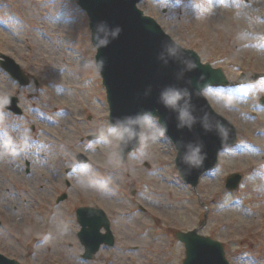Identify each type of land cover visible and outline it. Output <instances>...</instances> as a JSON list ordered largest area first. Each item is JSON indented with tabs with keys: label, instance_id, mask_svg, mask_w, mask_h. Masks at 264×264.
<instances>
[{
	"label": "rangeland",
	"instance_id": "obj_1",
	"mask_svg": "<svg viewBox=\"0 0 264 264\" xmlns=\"http://www.w3.org/2000/svg\"><path fill=\"white\" fill-rule=\"evenodd\" d=\"M138 6L224 70L230 84L204 94L237 129L235 145L194 188L180 177L177 150L159 122L154 143L120 160L86 12L77 0H0V52L29 78L21 85L0 66V253L19 264H182L185 246L175 232L197 229L221 241L232 264H264V0ZM54 73L72 81L73 97ZM8 95L19 98L23 114L4 108ZM235 172L243 178L229 190ZM79 206L103 208L111 220L115 243L92 259L82 256Z\"/></svg>",
	"mask_w": 264,
	"mask_h": 264
},
{
	"label": "water",
	"instance_id": "obj_2",
	"mask_svg": "<svg viewBox=\"0 0 264 264\" xmlns=\"http://www.w3.org/2000/svg\"><path fill=\"white\" fill-rule=\"evenodd\" d=\"M141 0H77L90 19L91 39L97 49L96 65L106 87L111 109V124L119 127L118 119L151 113L177 149L176 164L180 176L196 187L199 178L218 163L221 150L232 147L237 140V129L210 104L203 90L207 87L225 86L230 83L221 67L202 62L199 54L177 43L156 19L145 15L138 7ZM0 64L22 84L28 83L18 63L0 54ZM194 65V67H190ZM182 90L181 107L187 108L194 118L191 127H178L179 112L165 107L161 93L169 88ZM18 97L5 98L7 109L22 113ZM264 105V96L260 99ZM133 129L140 131L139 126ZM95 136H90V138ZM189 143L203 145L205 158L198 168H189L182 162ZM139 145L138 137H125L120 143L121 159ZM81 161L85 158L81 156ZM242 179L240 173L227 178L226 187L234 190ZM132 192L135 188L131 186ZM66 198V194L59 200ZM79 232L85 246L83 257L92 259L101 244H114L110 220L99 208L89 206L77 209ZM105 228L106 232H102ZM185 243L183 264H230L221 242L200 234L196 229L175 233ZM0 264H18L0 253Z\"/></svg>",
	"mask_w": 264,
	"mask_h": 264
},
{
	"label": "clouds",
	"instance_id": "obj_3",
	"mask_svg": "<svg viewBox=\"0 0 264 264\" xmlns=\"http://www.w3.org/2000/svg\"><path fill=\"white\" fill-rule=\"evenodd\" d=\"M194 67V65H190ZM184 98L182 90L169 87L161 93V100L165 107L178 110L180 124L178 127L188 126L194 122V118L190 115V111L187 108L181 107V100ZM158 124L151 113H144L137 116L124 117L118 119V129H113V133H117L116 138L123 140L125 137L129 139L138 137L142 146H147L149 142L154 143L158 137L151 133V130ZM133 125L139 126L140 131L137 132L133 129ZM145 128L149 131L145 132ZM166 131V125L160 132L162 136ZM187 151L182 156V162L187 164L189 168H198L203 164L205 154L203 153V145L200 143H189Z\"/></svg>",
	"mask_w": 264,
	"mask_h": 264
},
{
	"label": "bare ground",
	"instance_id": "obj_4",
	"mask_svg": "<svg viewBox=\"0 0 264 264\" xmlns=\"http://www.w3.org/2000/svg\"><path fill=\"white\" fill-rule=\"evenodd\" d=\"M61 60V58L59 56L56 57V63L58 65L59 61ZM61 70V67H59V69L56 70V73L57 71L59 72ZM56 73H54V76L55 78L57 77L58 79V83H59V90H62L63 91V94L67 97V96H74V92H75V88L73 86V83L71 80H68V79H63L61 77V74L59 75H56ZM60 113H62V110H59ZM66 113V112H65Z\"/></svg>",
	"mask_w": 264,
	"mask_h": 264
}]
</instances>
